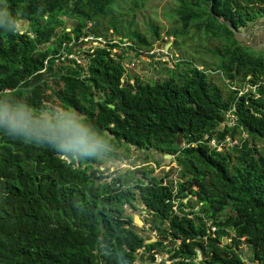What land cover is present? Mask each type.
<instances>
[{"label":"trees","instance_id":"obj_1","mask_svg":"<svg viewBox=\"0 0 264 264\" xmlns=\"http://www.w3.org/2000/svg\"><path fill=\"white\" fill-rule=\"evenodd\" d=\"M175 2L177 27L171 36L213 43L208 52L218 61L215 71L228 81L226 90L207 71L184 61L178 75L139 84L134 93V86H122L123 71L111 51L99 48L89 55L90 84L68 77L66 85L47 93L43 74L32 76L72 39L64 31L45 48L63 24L59 18L79 20L74 31L79 38L89 21L101 31L119 0L0 4L17 22H29L35 35H22L18 27L0 29V95L22 98L36 108L70 105L108 129L113 146L176 155L180 167L177 180L167 184L168 175L149 169L140 177L129 171L103 182L89 173L91 167L83 168L91 159L68 156V163L52 147L0 134V264H135L137 259L154 264L160 252L169 254V264H248L238 252L242 245L255 264H264V48L241 38L254 31L251 41L264 40V0ZM107 26L133 41L134 49L154 46L131 24L123 28L111 21ZM49 62L53 70L56 60ZM92 90L105 95L100 114L90 109ZM115 149L103 156L116 157ZM189 195L196 198L197 211H186L183 200ZM137 200L150 216L145 223L161 236L155 243L146 244L131 226L126 205L136 209Z\"/></svg>","mask_w":264,"mask_h":264},{"label":"clouds","instance_id":"obj_2","mask_svg":"<svg viewBox=\"0 0 264 264\" xmlns=\"http://www.w3.org/2000/svg\"><path fill=\"white\" fill-rule=\"evenodd\" d=\"M108 19H115V10L114 15L110 16L105 21L106 25L101 28V31L100 29H95L93 22L89 21L84 24V27L82 28L83 33L79 38H77L74 31L79 28L81 22L75 19H67L66 17L59 18L63 24L58 25L54 37L51 39L50 43L45 45V48L48 49L52 47L53 44L55 45L59 39V35L64 31L71 33L72 39L70 42H64L60 51L56 55L50 56L45 61L43 70L32 76L35 77L38 74H43V81L46 84L48 82V85L50 86H48L50 89L47 90V93L51 92L52 87H63L68 77H75L79 81L85 82L86 84L88 79L91 77V57L89 55L94 56L99 48L106 49L108 52L111 51L110 57L123 71L120 76L121 82L124 83L122 85L123 87L132 85L134 86V93H137V86L139 84H152L141 81V77L137 74L136 76L133 75L130 72V69L134 68L141 61V59L146 58V60H148L147 57L156 56L155 52H151L152 49H150V52L146 53L134 49L133 41L115 33L113 29L108 28L107 24L110 23ZM21 22L28 25L27 28H24L25 32H22L17 26ZM68 26L70 28H68ZM16 27H18V30L22 35L29 34L35 38V35L29 31V22H25L23 19L17 22V20L11 16L7 10L0 8V29L14 32ZM91 30L96 32L91 33ZM110 31H112V33H110ZM85 32L88 34L83 35ZM113 45L116 46L112 47ZM166 46L167 45H162L161 49L163 51H168L170 45L167 49ZM127 47H129V49L135 54L129 56L128 52H125L124 49H119ZM68 48H70V50H68ZM155 49L156 48L154 47V50ZM39 50L43 51L44 47L41 46ZM116 50H122L119 51L118 56H115L114 52H116ZM81 54H83L82 58L84 56L87 57L85 65H81V61L77 59V56H80ZM127 58L128 62H124ZM51 59L56 60L55 65H53V70H51V65L49 66V60ZM88 84H90V82L86 85ZM5 91L10 92V90ZM92 92L95 97L93 98V103L88 102L92 105V108L90 109L94 110L97 114H100L101 107H99L98 104L104 102L105 95L103 93L98 94L100 92L96 90H92ZM110 105L114 104H108L109 107ZM110 126H113V124H110ZM108 133V129L105 131L100 129L93 121L88 119V115L86 113H80L70 105L58 104L50 107L36 108L30 102L22 98L0 95V134L13 139H21L27 143H35L52 147L58 153L63 154L61 155V158L66 160L68 163L71 162V158L68 156H72L76 160L91 159L87 164L83 165V168L91 167L89 173L91 175L95 173L98 179L103 177V182L112 181L114 178L116 179L123 176L129 171H133L134 175H136L137 171L130 170L128 166L129 170L125 171L122 169L120 170L119 167H117L116 170H111V167L114 165H122L123 162L128 160L130 161L131 157L128 155L129 153L133 156H139V152L137 151L143 150H138L135 145H131V149L129 148V150H127L125 146L115 147L112 145ZM231 144H236V142H231ZM112 148H117L114 150L117 155L116 157L103 156V154L112 150ZM120 150L123 154V158H120L118 155ZM79 165L80 164L76 162V166ZM136 176L140 177V175ZM189 200L197 203L196 198L189 195L183 200L186 204V211H197L199 206H188ZM185 201H187V203ZM128 206L130 205L127 204L126 208ZM174 210H177V206L174 207ZM145 213H147V211ZM138 218L140 219V217ZM135 225L137 226L139 224L135 223ZM159 226L163 227L161 223ZM155 231L157 232L156 229ZM141 233L143 234V232ZM143 236L145 235L143 234ZM160 237L161 236L157 232V237L152 239L147 238L146 244H151L147 243V241L150 240H154L152 243H155L161 239ZM226 239L229 240L228 238ZM163 240L166 243L169 239ZM224 243L227 242L224 241ZM139 252L142 253V250L138 251V254L140 255ZM166 255H168V258L165 260L163 259V263L169 264L171 262L169 261V254ZM199 259H202L201 255Z\"/></svg>","mask_w":264,"mask_h":264},{"label":"rangeland","instance_id":"obj_3","mask_svg":"<svg viewBox=\"0 0 264 264\" xmlns=\"http://www.w3.org/2000/svg\"><path fill=\"white\" fill-rule=\"evenodd\" d=\"M1 3H3L2 0H0V4ZM136 3H138V5H136ZM118 4V8H115L116 20L108 19V21H115L119 27L123 28H126L128 24H131L133 29H138V31L143 33V35H145L148 40L153 41L154 43L153 48H151V52L154 51L156 56L147 57L148 60H146V58L141 59V61L136 66L134 65V68L130 69V72L133 75L136 76L137 74L140 76L141 81L144 83L163 81L173 76V72H175V75H178L183 71L185 66L179 67V63L184 61H192L200 69L207 71L208 78L211 81L225 88V90L227 89V79L221 71H215V69H217V59L213 56V54L208 52L209 49L214 46L213 43H209L207 40L199 39L198 37L192 38L188 36L186 38H180L179 40H176L174 36H171L170 31H173V29L177 27L176 17L174 14L177 7L175 0H119ZM27 26L28 25H26L24 22H21L18 25L22 32H25L24 28H27ZM68 28L70 27L68 26ZM153 30L158 32L157 37H154ZM110 33H112V31H110ZM254 33L255 32L253 31L252 34H242L241 38L243 39V43L246 45L254 44L257 48L258 46L264 48L263 39L261 42L256 41V38L251 41ZM257 39L260 40L261 38ZM162 45H170V48L168 51H163L161 49ZM154 47L156 48L155 50ZM119 49H124L125 52H128L129 56L135 54L129 49V47ZM119 51L116 50V52H114L115 56H118ZM140 51L146 53L150 52V49ZM82 55L83 54L77 56V59L81 61V65H85V62H87V57L84 56L82 58ZM124 62H128V58L125 59ZM237 86L238 85H235L236 88H238ZM247 88L249 89V86H247ZM212 144H214V142ZM259 146L263 147V144H259ZM137 152H139V156H133L131 153H129L128 155L131 157L130 161L128 160L123 162L122 165H114L111 167V170H116L117 167H119L120 170L122 169L125 171L129 170V167L130 170L137 171L136 175H141L145 169H149L152 171L153 175H157L159 177L168 175L169 178L165 180V184H167L169 181L177 180V177H179L180 167L178 166L179 164L177 163L176 155H168L149 150ZM118 155L120 158H123L121 150L118 152ZM187 201L185 202L187 203ZM134 205L136 209H134L132 206H128L127 213L133 218L135 215L140 217L143 223L137 226L135 223H132V228L143 232L145 237L148 239L157 237V232L155 231L152 223H145L147 216L145 213L146 207L140 200L136 201ZM188 206L196 207L197 203L189 200ZM134 220L135 218L133 219V222ZM144 228H147L148 232H144ZM168 241L166 243H168ZM226 242L228 243L230 240H227ZM178 243L180 242L170 241V245H175ZM238 252L243 255L244 260L248 264H255L253 262V255L246 245H242L241 250H238ZM139 253L141 254V252ZM167 258L168 255L160 252L156 254L157 262L154 264H161L163 263V259L165 260ZM135 264L145 263L140 262L139 259H137ZM146 264L153 263L148 262Z\"/></svg>","mask_w":264,"mask_h":264},{"label":"water","instance_id":"obj_4","mask_svg":"<svg viewBox=\"0 0 264 264\" xmlns=\"http://www.w3.org/2000/svg\"><path fill=\"white\" fill-rule=\"evenodd\" d=\"M168 47H169V45L166 46V49H167ZM110 107H111V108H114V105H110ZM134 218H135V223H136V224H139V225L142 224V221H140V219L138 218V216L135 215ZM224 241L226 242L227 239L225 238ZM152 242H154V240L147 241V243H152Z\"/></svg>","mask_w":264,"mask_h":264},{"label":"flooded vegetation","instance_id":"obj_5","mask_svg":"<svg viewBox=\"0 0 264 264\" xmlns=\"http://www.w3.org/2000/svg\"><path fill=\"white\" fill-rule=\"evenodd\" d=\"M134 219V218H133ZM132 223H135V220H134V222L132 221ZM144 234V233H143Z\"/></svg>","mask_w":264,"mask_h":264}]
</instances>
